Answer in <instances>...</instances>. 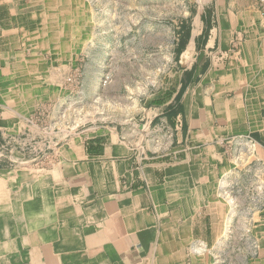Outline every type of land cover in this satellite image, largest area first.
<instances>
[{"label": "crops", "instance_id": "1", "mask_svg": "<svg viewBox=\"0 0 264 264\" xmlns=\"http://www.w3.org/2000/svg\"><path fill=\"white\" fill-rule=\"evenodd\" d=\"M64 8L0 0V264H264V0L201 4L176 92L137 131L61 140L34 134L19 79Z\"/></svg>", "mask_w": 264, "mask_h": 264}, {"label": "rangeland", "instance_id": "2", "mask_svg": "<svg viewBox=\"0 0 264 264\" xmlns=\"http://www.w3.org/2000/svg\"><path fill=\"white\" fill-rule=\"evenodd\" d=\"M204 1L63 0L68 10L50 26L52 47L41 48V60L32 55L33 70L19 79L29 81L31 108L23 115L34 134H56L62 140L94 127L133 126L137 131L176 92L178 43L189 38L193 16ZM34 49L27 47L31 53ZM41 143L29 146L40 150ZM6 148L9 154L11 147Z\"/></svg>", "mask_w": 264, "mask_h": 264}, {"label": "bare ground", "instance_id": "3", "mask_svg": "<svg viewBox=\"0 0 264 264\" xmlns=\"http://www.w3.org/2000/svg\"><path fill=\"white\" fill-rule=\"evenodd\" d=\"M63 10H66V11H67L68 9H67V7H66V9L64 8ZM66 11H64V15L67 13ZM69 11H70V10H69ZM73 26H74V25H73ZM63 27H64V26H63ZM64 28H65V27H64ZM76 28H77V27H76ZM78 28H79V27H78ZM65 45H66V43H63V46H62L63 49H65ZM68 46H69V45H68ZM66 47H67V46H66ZM68 48H69V47H68ZM65 50H66V49H65ZM88 51H89V50H88ZM93 91H94V90H93Z\"/></svg>", "mask_w": 264, "mask_h": 264}]
</instances>
